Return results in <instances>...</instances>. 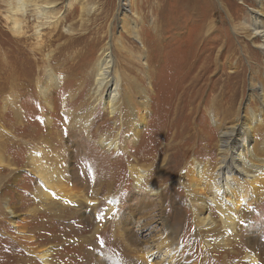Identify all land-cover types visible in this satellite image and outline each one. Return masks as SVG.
<instances>
[{"label":"rangeland","instance_id":"374dc122","mask_svg":"<svg viewBox=\"0 0 264 264\" xmlns=\"http://www.w3.org/2000/svg\"><path fill=\"white\" fill-rule=\"evenodd\" d=\"M12 1L0 0V108H3L1 98L5 97L4 90H1L4 80L2 62L7 59L10 65L13 63L18 67L20 77L11 93L15 99H10L5 109L14 107L20 118H13L9 112H4L3 119L0 116V147L7 149V156L13 163L7 170L3 169L5 177L1 193L11 199L17 211L15 218L4 219L6 223L0 227V264H46L39 256L47 248L53 253L50 256L52 264H148L146 252H155L153 246L156 247L171 229L177 233L178 264H249L248 255L257 259L259 264H264V197L253 205L251 219L238 233L245 245H235L234 242L229 248L218 250V247L207 249L205 246L207 240L213 243L209 237L214 234L213 231H208L210 233L206 236L204 229L196 231L193 225L187 227L189 206L178 201L182 193H174V190L177 193L183 190L179 186V171L188 177L189 167L184 166V162L196 158L204 164L210 161L205 155L210 154L211 161L218 163L215 147L218 133L203 109L212 97L223 90V85L226 90L231 87L237 92L236 106L237 109L241 106V117L252 104L256 106L249 88L251 80L256 85L264 84V56L257 48L259 39L252 38L246 23L251 19L252 10L261 15L264 28V3L260 5L254 0H125L127 9L131 10L128 15L137 24L136 40L132 39L128 25L130 19L122 23L115 20L120 0H46L47 3H54L53 10L58 18L56 30L53 31L52 25L42 26L38 37L35 30L38 21L27 14L23 21L26 35L20 42V37L10 30L7 10L8 3ZM132 14L137 17L133 18ZM63 27L71 28L73 34L63 33ZM201 29L208 32L202 33ZM205 39L208 44H204ZM108 42L111 43L114 74L120 79L114 115L109 114L106 106L107 93L93 95L91 81L93 64ZM201 53L204 56L193 70V56ZM253 53L256 55L253 56ZM206 56L208 60H205ZM147 62L150 84L144 76ZM203 65L208 66L204 70L203 81L193 89L192 79ZM49 69L57 77L54 83L47 82L45 74ZM207 78L212 82L218 81L215 91L211 84H207ZM133 82L136 87L140 86L141 91L135 93L138 102L145 101L149 112L146 124H141L143 132L140 139L134 144L128 141L129 127L125 118L130 113L127 104ZM44 87L48 88L51 109L39 94ZM198 90L200 93L196 95ZM196 96L197 102L194 103ZM198 104L197 110L195 106ZM175 130L177 135L173 148L165 152L168 166L164 169L167 170L172 163L181 164L177 177L174 175L165 182L164 186L170 191L162 201L145 191L136 193L126 172L130 151L137 150L145 158V162L140 161V164L154 163L152 158L157 153L156 148L164 142L168 143ZM102 135L115 139L119 148L107 151L98 143ZM25 142H38L36 148L41 150L38 153L40 157L47 154L57 161L44 163L45 169L59 171L63 177L60 186L73 196L96 201L95 209L84 205L79 210L61 195L55 197L54 207L47 202L48 207L45 208L38 198L34 203L31 190L33 192L37 188L38 179L28 170L26 161L32 146H24ZM39 142H43V147ZM206 145L211 153L206 151ZM252 145H255L254 139ZM214 164L208 163L210 173L215 170ZM162 166L157 163L149 170L155 174ZM170 170L173 174L176 171L173 167ZM13 171L17 176L15 181L9 177ZM262 177L264 182V173ZM237 184L234 176L233 185ZM260 187L263 190L264 183ZM232 194L235 195V192ZM27 200L31 201L33 209L43 208L39 210L47 209L48 212L40 211L41 214L31 217L28 206H24ZM151 203L153 207H150ZM133 205L135 209L132 212ZM107 207H114L111 214L106 213ZM212 218L218 220L215 213ZM95 228H98L97 233L90 234ZM84 237L87 243L83 245L80 240ZM20 246L33 247L34 261L27 262L28 258L24 256L27 261L22 262L20 255L24 253L21 254ZM160 253L157 252L149 264H159ZM19 256L18 261L16 257Z\"/></svg>","mask_w":264,"mask_h":264},{"label":"bare ground","instance_id":"6f19581e","mask_svg":"<svg viewBox=\"0 0 264 264\" xmlns=\"http://www.w3.org/2000/svg\"><path fill=\"white\" fill-rule=\"evenodd\" d=\"M254 1L260 3V5H262L264 3V0H254ZM217 2H219V0H217ZM127 7H128L127 2L125 0H120V3L118 5V12H117L115 20L117 22L119 21L122 23L123 21H126V19H130V20H128V25L131 28L130 32H131V35L133 36L132 39L138 40L137 30H136L137 24L133 20H131L130 16L128 15V13H131V10L127 9ZM53 9H54V3L53 4L47 3L46 0H37V1L32 0V2H30V0H13L12 2L8 3V10H7L8 14H9V18H8L9 23L11 25L10 30L15 35L20 37V42H22L23 37H25V35H26L23 21L28 14V15H30V17H32L38 21L36 28H35L36 33L39 34V35H37L38 37L40 36V32H39L40 30L39 29L42 28V26L47 27V25L48 26L52 25V26H54L53 31H55L57 26H58V23H57L58 18L56 17V14L54 13ZM70 13L73 14V12H70ZM72 14H71V16L73 17ZM132 17L136 18L137 16L132 14ZM260 17H261V15L259 13L252 12V10H251V19L249 21L250 23L248 22L246 24L251 30L252 38L259 39L260 44L257 46V48L261 51L262 55L264 56V28H263L262 22L260 20ZM129 21H130V23H129ZM61 31H63V33L69 34V35L72 32H74L69 27H67V28L63 27ZM205 31L208 32V30H206V29H203V31L201 29L202 33ZM110 44L111 43L108 42L107 47L104 48V50L100 53L101 54L100 57L94 62L93 67H92V72H91V77H92L91 81H93V86H94L92 89L93 95L98 96V95H100L101 92L103 93L104 91L107 93V99L108 100L106 101V106H107L109 114L114 115L115 108H117L115 101H116V98L119 96L118 86L120 83V79L114 74V63H113V59H112L111 52H110V47H111ZM204 44H208L207 39L204 40ZM94 49H96V48H94ZM255 55L256 54L253 53V56H255ZM203 56L204 55L202 53L201 54H195L193 56V59L191 62V66H193V68H192L193 70L195 69V67H197L198 62L201 61V58ZM149 60H151L150 57H149ZM205 60H208V56L205 57ZM11 64L14 65L13 63H11ZM2 65H3V68L1 67L2 68V74H3L2 76L4 77V80L2 79L3 85L1 86V90H4L3 93H4L5 97L2 96V98H1L3 108L2 109L0 108V116H2V119H3V114H5L6 112L7 113L9 112V114H11L13 118L19 119L20 117L17 115V113H19V112H16L14 110V107H12V105H11L12 109L8 110V108L7 109H5V108H6V105L9 103L10 99H11V101H13L15 99V97H13V95L11 93L14 91L13 85L16 84V82L18 81V78L20 77L18 75V72L20 70L18 69V67H15V65L14 66L10 65V62L7 59L3 60ZM207 67L208 66H206V65L201 66V69L194 75V77L192 79L193 89L197 88L199 83L201 81H203V77L205 76V71H206L205 69ZM148 68H149V65L147 62L144 65V76L146 77L147 81H149L148 83L150 84L151 77H150V75L148 76ZM202 71H204L203 74H202ZM45 76L47 78L48 83H50V82L54 83L57 80V77H55V75L52 74V71H50V69L46 72ZM228 80H230V77L228 78ZM207 81H208L207 84L208 85L211 84V86H213V89L215 91L214 87L218 84V81L212 82V80L211 79L208 80V78H207ZM155 82H153V83H155ZM132 84H133V90L130 91L129 102L127 104V108L130 110V113L127 114V116L125 118H126L127 123H128L127 126L129 127L128 141H129V143L134 144L136 141H138L140 139V136L143 132V128H142L141 124H143V123L146 124L145 123L146 117L148 116L149 112L147 111V109H148L147 103L145 101L138 102V100L136 98L135 93H139L141 91L138 88L140 86L136 87L135 82H133ZM187 90H189V89H187ZM199 90L195 92L196 95H198ZM231 91H232L231 87H230V89L226 90L225 86L223 85V90L221 92H219L218 95L215 94L216 96L212 97L211 100H209L207 105L205 106V109H203L204 110L203 112L205 114H207V116L210 118L209 120L211 121L212 127L218 133V137H217L218 139H217L216 144H215V147L218 151V157H219L218 159H216V160H218L217 164H214V160L211 161L212 157L210 156V154L209 155L206 154L205 158L208 157V160H210V161H207L204 164L200 162L201 160H198L196 158L190 159L189 160L190 162L188 161L186 163L183 161L184 166H186L187 168L189 167L188 173L186 172L188 174V175L186 174L188 177H186L185 175L183 176V173L180 171L178 173V167H179V164H181V163H176V164L172 163V166L171 167L169 166V168L167 170H165L164 168L166 166H168V163H166L168 159H167V155H165V152L168 149L173 148L174 139H175V136L177 135L175 133L177 132L176 130H179V129L175 130V132L172 134V137L169 139L168 143L165 144V142H164V143H162L161 146L159 145L156 148L157 153H155L154 157L152 156L153 157L152 162H154V163H151V164L141 163L142 164L141 165L139 162L140 161L145 162V158H143V156L140 155L141 153L137 152V150H131L130 151L128 159H127V163H126V165H127L126 166V172H128V175L130 176L129 179H130V185L133 186L132 189L135 190L136 193L137 192L138 193H144L143 191H145L148 193L149 196L155 197L161 201L164 199L165 195L170 191L167 187L164 186L165 182H167L168 179L170 177H173L174 175H175V177H177V173H178V176L180 179L179 186H181V189H183V190L180 191L179 193H177V191L174 190V193L178 194V195H181L180 193H182V196L178 201L180 203L187 204V206H189L190 214H189V219L186 220L187 227H188V225H193L195 227L196 231H200V230L204 229L206 231V236L209 235V233H210L208 231L214 232V234L209 236L213 240V243L209 242V240H207L205 242L206 243L205 246L208 247L207 249H210L212 246L213 248L218 247L217 248L218 250H225V249H227L228 246L230 247L231 244L234 242L236 243L235 245L244 246L245 243L242 242L243 241L242 238H239L238 233L243 229V226L246 224L247 220L251 219L250 217L253 214V205L255 203L260 202L261 199L264 197V193H263L264 189L262 190V188L260 187L264 183L262 181V178H263L262 174L264 173V167H263L264 166V158L260 156V155L264 156V84L256 85V84H254V81L251 80L250 88H249L250 97L254 98V103H256V106L254 107V105L252 104L251 108L249 107L245 111L244 116H242V117L240 115V112H241L240 107L241 106L239 107V109H237V106H236L237 105V97H238L237 92L232 91V93H231ZM47 92H48V88L44 87V88H41V90L39 91V94L42 97V99L50 106L49 108L51 109L52 107L48 103L50 98L48 97ZM44 101L42 102L43 104H45ZM196 102H197V96L195 97V100H194V103H196ZM14 104H16V102ZM191 105H192V103H191ZM17 107L20 108V106H18V105H17ZM118 108H119V106H118ZM195 108L198 110L199 104L196 105ZM140 110H142V111L139 112ZM18 111H19V109H18ZM75 118H77V117H75ZM14 123H15V121H14ZM47 123L49 124V121H47ZM5 124H6V122H5ZM8 124H9V121H8ZM79 124H81V122ZM14 125H17V124H14ZM44 125H45V123H44ZM13 127H15V126H13ZM195 127H197V126H195ZM182 129H184V128H182ZM9 134H11V133H9ZM193 134H195V133H193ZM14 136H15V134H14ZM3 137H5V136H3ZM41 137H42V135H41ZM36 138H38V137L36 136ZM39 138H40V136H39ZM210 138H212V137H210ZM16 139H14V140H16ZM253 139L255 140V145L251 146V142L253 141ZM8 140H10V139H8ZM46 140L48 141L47 138H46ZM211 140L209 139V141H211ZM3 141L4 140H2V142ZM90 141H91V139H90ZM17 142L20 143L19 141H17ZM49 143H50V141H48V144ZM98 143L102 147H105L107 149V151L112 150V149L116 150L119 148V146H118L119 144L115 139H109V137L106 138L103 135L99 136ZM157 143H159V142H157ZM180 143L178 146H180ZM21 144H24V142ZM26 144H27V142H25L24 146H26ZM39 144H41L43 147V142H39ZM27 145L32 146V148L30 147L31 151L27 157L26 164L29 168L28 170L31 171V173H33L36 176V178L38 179L37 188H34L33 192L31 190L33 202L34 201L36 202L37 201L36 198H38V200L42 201L43 206L45 208L48 207L47 202H49V204H51L54 207L55 206V202H54L55 197L61 195V197H65L66 199L68 198L69 199V200L67 199L69 201L68 203L69 204L72 203V206H77V208L79 210H81L84 205L88 208L91 207L92 209H95V205L97 204L96 201L89 200L87 197H84V199H83V198H81V196H73V193L67 192V189L60 186L61 183L63 182L62 181L63 177L59 171H56V170L55 171H52V170L49 171L48 169H45V167L43 165L44 163H54V162L57 163V161L49 158V156L47 154L44 157H40V155L38 153H41V150H40V148H36L38 145V142H34L32 144H27ZM22 147H21V149H22ZM39 147H41V146H39ZM48 147H49V145H48ZM205 147L208 148V149H206L207 152H209V153L212 152V150L209 149V146L206 145ZM6 150L4 149V147H0V168H1L0 169V227H2L3 224L5 225L6 220L15 218V214L17 211V207L15 208L12 205L11 199L10 198L7 199L6 195H3L4 193L3 194L1 193V187L3 186L2 182L4 181V177H5V173H4L5 171L4 170H7V168H10L13 165V163H11L12 161L7 156ZM15 150L18 151L17 149H15ZM28 150H30V149H28ZM43 151L46 152V150H44V149H43ZM21 152H22V150H21ZM170 155H168V156H170ZM50 159H51V161H49ZM56 159H58V158L56 157ZM157 163H161V164H163V166L161 168H159L158 171L155 172V174H153L149 169L152 167V165H156ZM208 163H213L215 165L214 166L215 170L211 173L208 171L209 168L207 169ZM27 166H25V167H27ZM108 166H110V165H108ZM172 167L174 169H176L174 174L170 170ZM261 168H263V169H261ZM104 172H105V170H104ZM100 173H101V171H100ZM106 174H107V172H106ZM190 174H192L191 175L192 179L189 176ZM101 176H103V175H101ZM234 176L237 178V181H238L237 185H233V177ZM9 177L14 178V181L17 179V176L14 173V171L10 173ZM153 177H155V178H153ZM159 184H161V185H159ZM105 187H106V185H105ZM232 192L233 193L235 192V195L232 194ZM5 194H6V192H5ZM10 196H13V195H10ZM18 196H19V194H18ZM236 196L238 197V200H236ZM25 200L26 199H24V201ZM26 203L27 204L26 205L24 204V206H28L27 208H29V209H27V211L29 212L31 217H33L39 213L41 214L40 211H43L46 213L48 212L47 209L39 210V209H43V208L33 209L34 207L30 204L31 203L30 200L29 201L27 200ZM134 204L138 206V204H136V202H134ZM29 205H31V206H29ZM141 205H143V204H141ZM141 205H139V207ZM146 205H148V204H146ZM151 206L152 207L154 206L153 203L150 204V207ZM99 207H101V206H99ZM131 207L133 208V209L131 208V211L133 212V210L135 209V206L133 205ZM143 207H144V205H143ZM113 210H114V207H107L106 213L111 214V212H113ZM62 211H64V210H62ZM214 213L218 217L217 221L212 218ZM58 214L61 215V213H58ZM70 215H71V213H70ZM62 216H64V215H62ZM4 219H6V220L4 221ZM71 229H70V231H71ZM171 230H168L166 236L163 237L161 240H159V243L156 245V247L153 246L152 249H156L155 252H152V251L146 252L147 259H149V260H147L148 264L151 263L150 261L155 259V254L157 252H161L160 253L161 262H159V264H178L179 263L178 260H180V259L178 258V253H177L179 245H177V239H176L177 233L173 229H171ZM97 231H98V228H95L93 230V233H90V234L95 235L97 233ZM91 238H92V235H91ZM66 239H68V238H66ZM60 241H62V240H60ZM86 243H87V238L84 237V239L80 240V244L84 245ZM26 247L20 246V248L22 250L21 254L24 253L23 256L20 255L22 257V262H23V260H25V262H26L27 258H28L27 262H29V260L34 261L35 257H34V253H33V247L32 246H26ZM43 251L44 252H42V254H41V256H39V258L41 260H43V263L52 264V263H50L51 262L50 256L53 254L52 251L49 250V248H47V250H43ZM246 255H248V254H246ZM20 256L18 258L16 257V260L18 259V261H19ZM24 256H26L27 258H25ZM53 256H55V255H53ZM225 256L226 255H224V257ZM246 259L248 260L249 264H259L257 259L253 258L250 255L246 256ZM80 260H82V259H80ZM30 263H32V262H30Z\"/></svg>","mask_w":264,"mask_h":264}]
</instances>
